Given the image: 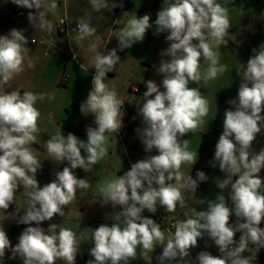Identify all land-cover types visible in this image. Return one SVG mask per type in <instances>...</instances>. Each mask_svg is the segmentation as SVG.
Returning <instances> with one entry per match:
<instances>
[{"label": "clouds", "instance_id": "obj_1", "mask_svg": "<svg viewBox=\"0 0 264 264\" xmlns=\"http://www.w3.org/2000/svg\"><path fill=\"white\" fill-rule=\"evenodd\" d=\"M13 4L29 11L27 19L35 29L53 30L47 19V12L57 9L56 0H11ZM92 8L99 12L116 7L109 0H90ZM122 7V4L119 5ZM150 15L132 16L119 31L116 38L118 49L131 48L143 42L146 33L153 27ZM60 24L65 21L61 19ZM156 34L168 33V47L160 55L162 59L157 73L163 78L160 84L154 80L144 81L146 91L144 102L139 109L142 128L136 132L147 153L153 149L158 154L148 155L131 165L122 176L104 184L100 191L103 204L119 206L114 213L111 226L101 224L92 230L94 246L89 254L94 257L86 264H129L137 258V248L151 251L162 246L157 257L160 264H192L189 259L191 249L198 247V241L207 236L218 247L220 255L213 256L201 251L196 256L198 264H250L264 248V193L260 189L264 181L259 176L264 169V149L252 150L257 134L264 131V44L248 60L242 70L236 71L241 77L237 98L228 103L224 112L223 132L215 145L213 167L217 164L226 174L217 181L220 190L231 188L228 199L223 194L209 202L206 210L192 209L195 218L177 221L175 231L167 235L160 224L142 216L144 210L156 213L159 207L173 213L177 206H185L184 191H195L208 177L197 171L196 179L185 177L180 171L185 163L197 162L198 153L188 150V140L183 139L190 131H196L209 112L207 99L198 87L201 80L203 60L207 63L205 81L217 78L226 71L216 46H227L231 28L228 11L217 0H163L161 10L155 20ZM76 39L79 43L96 34L90 17L77 19ZM29 40L23 30L11 29L7 35H0V84H7L16 74L34 64L29 57ZM32 43H35L33 40ZM97 39L90 45L95 52V75L92 89L81 104L82 114L91 113L95 117V127H87V142L74 134L67 137L61 131L45 143L52 161H68L69 166L54 173L55 179L42 187L37 173L42 163L32 148L37 142L40 129V112L35 107L42 94L30 91L0 92V210L5 212L15 204V195L21 182L29 199L19 223L29 225L18 237L13 247L4 229L0 227V264H4L6 252L9 259L19 257L23 264H76L83 237H78L69 228L52 223L45 229L44 221L55 216H65L64 208L76 198L77 189H87L86 179L77 178L76 168L85 172L108 155L106 133H119L123 125L121 107L124 101L118 97L115 88L105 83L107 74L120 63L117 48L103 54ZM162 89V90H161ZM133 91H139L134 88ZM53 97L49 96V99ZM81 149L86 156H82ZM251 150V151H250ZM236 177V179H233ZM175 181V182H173ZM235 216V223L230 218ZM187 216V213H185ZM36 226H31L32 224ZM57 229H59L57 231ZM241 233L239 241L235 234ZM252 253L243 256L244 252ZM151 264V257L147 260Z\"/></svg>", "mask_w": 264, "mask_h": 264}, {"label": "rangeland", "instance_id": "obj_2", "mask_svg": "<svg viewBox=\"0 0 264 264\" xmlns=\"http://www.w3.org/2000/svg\"><path fill=\"white\" fill-rule=\"evenodd\" d=\"M58 7L54 11L47 12V19L53 24L51 32L35 29L29 23L28 12H35L21 8L11 0H0V35H7L16 28L23 30L28 38L30 49L29 57L34 67H27L25 62L23 71L16 74L7 84H0V92L3 91H30L42 94L43 99L37 100L35 107L40 112L37 134V142L32 145L35 155L42 163V170L37 173V180L40 186L55 179L54 173L62 171L69 166L68 161L57 163L47 153L45 143L52 136L61 131L67 137L69 133L74 134L80 140L87 142L86 128L95 127V117L91 113L85 115L80 111L81 104L86 100L92 87L89 78L95 73L94 58L95 52L90 50V45L97 39L101 41L98 50L107 45V51L112 47L117 48V55L120 63L114 68V76L107 75L105 83L115 88L118 97L124 101L121 107L123 116V127L119 133H106L108 155L90 170L85 172L82 168H76L77 178L86 179L89 183L87 189H77L75 200L64 208L65 216H55L51 221H44L41 227L47 229L50 224H59V227L69 228L83 237L80 252L76 257V264H86L94 259L89 254V249L94 246L91 241L92 230L101 224L111 226L114 213L121 211L117 206L103 204L101 187L117 176H122L129 171L131 165L148 155L158 154L155 149L151 153L144 150V146L136 132L142 128V116L139 109L144 102L143 93L147 90L144 81L154 80L160 84L162 76L157 73V68L162 59L160 53L169 45L166 41L168 33L156 34L155 20L158 11L161 10L163 0H109L110 4L117 6L111 11L101 9L99 12L92 8L90 0H56ZM228 11L231 28L227 46H216L212 41L213 48L220 57V63L226 65V71L217 78L205 81L207 63L203 60L201 80L198 84L191 83L190 87H198L208 101L209 112L203 118V122L196 131H190L183 139L188 140V150L198 153L197 162L185 163L180 171L185 177L191 175L196 179V172L203 171L208 179L199 183L195 194L192 191H184L185 206H177L173 213H168L163 207H159L156 213L144 210L142 216L151 218L160 224L167 235L174 232V225L177 221L185 220L188 217L195 218L192 209L196 211L206 210L209 202H215L218 194H223L228 199L229 207L231 200L229 193L231 188L223 191L217 187V181L225 178L226 174L219 169L218 164L213 167L210 163L214 161L215 145L223 132L224 112L230 108L229 100L237 98L241 77L236 71L242 70L248 60L254 55L253 49L259 50L264 44V0H217ZM122 4V7L119 6ZM150 15L153 27L146 33L143 42L135 43L131 48L120 51L116 38L119 31L125 26L128 19L137 15ZM90 17L91 23L97 28L95 35L77 42L76 28L77 19ZM61 19H65L70 29L69 34H60ZM35 43H32V41ZM58 50L63 54L58 53ZM67 61V66L64 62ZM138 88L139 91H133ZM162 90V89H161ZM49 96L53 97L49 99ZM264 115V113H261ZM193 143L189 145V140ZM199 144V146H198ZM264 149V131L257 134L252 144V150L259 152ZM251 151V150H250ZM82 156L86 153L81 149ZM264 181V169L259 173ZM233 179H236L234 177ZM175 182V181H173ZM31 189L25 188L21 182L15 195V204L3 212L0 210V227H4L12 246L18 243V237L29 225L19 223L28 203V195ZM264 193V186L260 189ZM187 213V216H185ZM31 226H36L34 223ZM264 227V223H262ZM59 229H57L58 231ZM218 247L214 242L205 236L198 241V247L192 248L190 257L192 264L198 263L196 256L201 251H208L215 256ZM163 247L156 246L153 252L144 250L142 246L137 248V258L130 260L129 264H160L157 257L162 254ZM243 256H251L252 253L244 252ZM11 252H6L4 264H23L17 257L9 259ZM57 264H64L58 261ZM165 264L169 262L165 261ZM250 264H264V248H261L256 259Z\"/></svg>", "mask_w": 264, "mask_h": 264}, {"label": "built area", "instance_id": "obj_3", "mask_svg": "<svg viewBox=\"0 0 264 264\" xmlns=\"http://www.w3.org/2000/svg\"><path fill=\"white\" fill-rule=\"evenodd\" d=\"M64 21H65V23L64 24H60V34H67L68 33V23H67V21L65 20V19H63ZM235 220H236V218H235V216L233 215L231 218H230V222H232V223H235ZM240 235H241V233H239V232H237L236 234H235V237H234V239L236 240V241H239V237H240ZM220 255V252H219V249L217 248L216 249V252H215V256H219ZM196 264H198V263H196Z\"/></svg>", "mask_w": 264, "mask_h": 264}, {"label": "crops", "instance_id": "obj_4", "mask_svg": "<svg viewBox=\"0 0 264 264\" xmlns=\"http://www.w3.org/2000/svg\"><path fill=\"white\" fill-rule=\"evenodd\" d=\"M69 28H71V27H69ZM69 31H70V29H68V33H67V34H69ZM107 48H108L107 45H104V46L102 47V53H103V54L105 53V51L107 50ZM112 48H116V47L114 46V47H112ZM58 53L63 54L62 51H60V50H58ZM117 53H118V52H117ZM63 64H64V66L66 67L68 63H67V61H66V62H64ZM113 70H114V69H113ZM108 74L111 75V77H113L115 73H114V71H112L111 73H108ZM108 74H107V75H108ZM94 75H95V73L93 74V76H91V77L89 78V81H88L91 87H92V79H93ZM192 143H193V139L189 140V145H191ZM198 146H199V144H198ZM199 147H200V146H199ZM193 152H195V151H193ZM261 227H262V224H261ZM189 260L192 262L191 259H189ZM171 264H177V261H172Z\"/></svg>", "mask_w": 264, "mask_h": 264}]
</instances>
